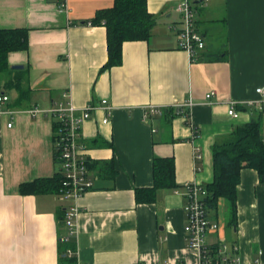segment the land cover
I'll use <instances>...</instances> for the list:
<instances>
[{"label": "crops", "instance_id": "0c3cea01", "mask_svg": "<svg viewBox=\"0 0 264 264\" xmlns=\"http://www.w3.org/2000/svg\"><path fill=\"white\" fill-rule=\"evenodd\" d=\"M63 1L65 9L59 0H0V29L28 32L27 50L7 56L13 71L0 73V96L8 97L0 103V264H196L184 234L183 198L164 189L144 204L135 190L153 186L155 157L172 158L177 188L207 187L214 145L257 114L264 139V113L237 104L238 118L227 114L230 102L256 99L255 89L264 86V0H189L205 42L193 60L171 29L180 25L181 0H146L155 20L150 36L123 42L121 63L106 69L105 26L89 21L114 0ZM20 76L21 100L6 87ZM67 100L77 109L98 107L80 130L94 184L76 201L77 235L69 242L61 239L65 209L74 202L52 190L20 192L22 184L52 178L59 168L52 119L28 111ZM185 102L192 105L179 114ZM147 106L159 112L145 118ZM256 173L239 172L235 220L223 198L208 211L218 229L206 242L236 245L244 264H264V184ZM70 248L72 257L65 254Z\"/></svg>", "mask_w": 264, "mask_h": 264}, {"label": "built area", "instance_id": "2783aa9c", "mask_svg": "<svg viewBox=\"0 0 264 264\" xmlns=\"http://www.w3.org/2000/svg\"><path fill=\"white\" fill-rule=\"evenodd\" d=\"M59 7L65 9L64 1L59 0ZM175 10L180 14V25H173L171 29L175 32L178 48L188 53L193 60L197 53L205 48V42L202 34L196 26L195 11L189 0H181ZM257 98L245 102H230L227 108V114L232 118H238L236 105H245L252 108L257 113H264V86L255 89ZM212 93L207 94L206 98L211 97ZM64 97L68 98L65 93ZM7 96H0V103L6 102ZM192 102H185L177 106V112L184 114L183 108H189ZM98 107L91 103L86 104L83 108H75L70 101L58 102L51 108L32 109L30 115L44 114L56 122V139L54 149L58 161L57 172L61 178L59 197L63 200H72L74 204L65 209L64 225L67 229V235L62 237L61 241L69 242L71 237L77 235V216L79 210L76 201L85 192L93 188L94 175L91 172L89 159L87 157L86 146L80 141L81 127L83 122L90 118L91 113ZM101 108L110 114L112 107L108 105L107 100H101ZM159 109L155 106H147L144 109V117L150 118ZM108 118L102 119V123H107ZM9 127L11 123L7 124ZM195 161H200L201 155L198 150L195 153ZM194 170L200 171V167L194 166ZM184 201L183 213L185 216L184 234L187 245L194 249L197 254L196 264H244L239 256L238 247L230 245L224 240H218L215 244L206 242V236L209 232H216L218 224L208 218V209L206 199L209 196L207 188L200 183L185 182L181 188L174 189ZM72 257L74 250L67 249L65 253ZM258 264V262H255ZM85 264V263H81Z\"/></svg>", "mask_w": 264, "mask_h": 264}, {"label": "trees", "instance_id": "16d2710c", "mask_svg": "<svg viewBox=\"0 0 264 264\" xmlns=\"http://www.w3.org/2000/svg\"><path fill=\"white\" fill-rule=\"evenodd\" d=\"M84 24L87 22H83ZM155 20L146 9V0H114L110 9L96 13L89 21L91 25H104L106 29L108 59L104 69L121 63L122 44L125 41L147 40ZM27 29H0V73L13 71L9 68L7 56L13 51L28 48ZM14 72H17L14 70ZM6 87L18 92L19 100L26 93L22 87V78L7 81ZM257 117L234 128L228 138L213 147L214 177L206 185L209 196L206 207L215 210L217 200L223 198L231 220L236 217V184L239 172L243 168H252L257 172L259 181L264 184V139L261 121ZM56 122L52 124L53 145L56 139ZM54 150V162L58 163ZM153 186L135 190V199L139 203L154 201L156 193L164 189H176L174 180V163L172 158L155 157L152 161ZM61 178L59 173L52 178L36 179L32 183L22 184L20 192H40L52 190L59 192ZM70 247H72L70 245ZM63 253V252H62ZM61 253V254H62ZM66 256L61 255L60 259Z\"/></svg>", "mask_w": 264, "mask_h": 264}, {"label": "water", "instance_id": "95a60500", "mask_svg": "<svg viewBox=\"0 0 264 264\" xmlns=\"http://www.w3.org/2000/svg\"><path fill=\"white\" fill-rule=\"evenodd\" d=\"M11 68H13V69H21L22 66H19V65H12Z\"/></svg>", "mask_w": 264, "mask_h": 264}]
</instances>
